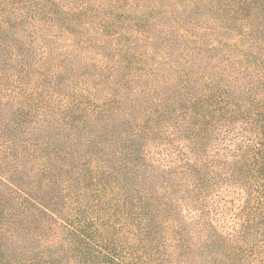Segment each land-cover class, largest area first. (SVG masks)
<instances>
[{"label":"rangeland","instance_id":"obj_1","mask_svg":"<svg viewBox=\"0 0 264 264\" xmlns=\"http://www.w3.org/2000/svg\"><path fill=\"white\" fill-rule=\"evenodd\" d=\"M238 4L0 0V221L19 204L8 179L52 212L53 264H264V213L238 175L205 208L145 221V189L164 171L179 181L187 123L209 116V156L215 143L234 148L217 137L227 129L244 145L263 140L264 13ZM64 222L82 228L88 252Z\"/></svg>","mask_w":264,"mask_h":264},{"label":"trees","instance_id":"obj_2","mask_svg":"<svg viewBox=\"0 0 264 264\" xmlns=\"http://www.w3.org/2000/svg\"><path fill=\"white\" fill-rule=\"evenodd\" d=\"M245 7L250 8L254 13H264V2L240 0L237 10L239 11V8L244 9ZM205 104L207 103H202L203 106ZM201 108L203 107L201 106ZM196 116H198V113L193 111L191 113L193 120ZM208 117V115L202 114L200 124L193 121L187 123V128L182 134L187 146L184 151L182 150L183 162L178 165L181 170L179 173L177 172L179 181L173 184L171 181L165 180V176H172V171H164L162 173L164 177L160 182L156 181L154 183L156 187L145 189V211L148 212L145 221L148 222L149 226L152 223L153 225H160L162 221L166 223L170 219V216L168 217L170 209L173 210L176 207L177 209L178 207L188 206L205 208V203L210 205L211 194L219 185H227L230 182H233L231 184L238 183L236 175L249 181L240 182L239 180V183L247 185L249 189L245 193L248 194L251 201L250 208L264 213V128H261L263 130V140L261 142L255 141L254 145L252 142L246 145L235 142L227 133L229 132V129H227L226 134L224 132L218 134L217 137L219 138V135H222L219 139L221 142L225 139L233 141L232 146L234 148L228 149L225 145L219 146L215 143L214 148L217 149L213 152L215 155L209 156L204 141L207 130L199 129L207 124ZM201 131L203 135L200 133ZM239 134L236 133V137L240 136ZM216 140L217 138H215ZM237 165H240L239 172L235 169ZM215 169H218L219 174L214 172ZM245 172L250 173L245 175ZM110 177L111 170L108 165L105 166L104 170L98 171L95 177L96 185L101 187L100 190L103 192L102 196H105L106 190L110 189ZM6 180L8 183H4L7 188L6 197L16 196L19 204L16 207H11L7 211L8 215L0 221V264L55 263L54 259L57 255L50 253V247L57 243L59 239H47L49 231L46 228L47 221L45 220V217L53 218L52 212L39 200L26 194L25 190L18 188L10 180ZM218 191V194L214 193V199L220 198L223 193L222 190ZM179 194H181L180 198L176 199L175 197ZM18 208L19 212L13 213ZM111 209H113L112 206L108 211ZM163 216H166L167 219L164 220ZM64 224L63 232L76 238L73 247L81 246L84 251L91 249V241L85 236L81 227H74L68 222H64ZM246 232L248 233V231ZM98 253L104 258L111 257L108 252ZM95 255L99 257L97 252H95Z\"/></svg>","mask_w":264,"mask_h":264}]
</instances>
